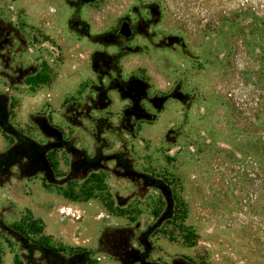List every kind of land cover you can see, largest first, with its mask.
Returning a JSON list of instances; mask_svg holds the SVG:
<instances>
[{
	"label": "rangeland",
	"instance_id": "rangeland-1",
	"mask_svg": "<svg viewBox=\"0 0 264 264\" xmlns=\"http://www.w3.org/2000/svg\"><path fill=\"white\" fill-rule=\"evenodd\" d=\"M262 3L0 0V119L54 162L0 127V225L39 219L94 264H264ZM128 77L149 120L97 96ZM14 252L0 229V264Z\"/></svg>",
	"mask_w": 264,
	"mask_h": 264
},
{
	"label": "trees",
	"instance_id": "trees-1",
	"mask_svg": "<svg viewBox=\"0 0 264 264\" xmlns=\"http://www.w3.org/2000/svg\"><path fill=\"white\" fill-rule=\"evenodd\" d=\"M260 7L264 14V3ZM254 9L255 7H252L250 11ZM96 57L97 54L93 55L91 66L94 72H99V64ZM107 58L114 61L111 65H113L114 71L119 73L117 59L113 56H107ZM111 90H115L121 98L130 100V105L124 109L125 115L135 117L138 120L150 119L143 112L141 105H139L140 101L148 95V85L146 82L133 77L126 79L113 78L109 81L107 87H104L101 83L99 84L97 96L102 95L109 103L107 93ZM1 112L7 115L5 109ZM48 126L52 130L50 136H54L55 138L54 133L58 130L49 124ZM0 127L3 129L2 132L9 137L11 143L17 142L22 146L20 153L24 158H27V154H33L30 163L42 157L48 161L51 168H54V162L50 156L52 145L40 146L34 140L24 135V133L12 127L8 120L0 119ZM61 194L65 198L72 199L65 191L61 192ZM0 229L6 241L11 246H17L20 251L14 252L13 264H94L96 262V260L89 258L87 255L88 251L85 248H72L51 244L50 237L42 234V222L39 219L21 217L18 222L11 225H0Z\"/></svg>",
	"mask_w": 264,
	"mask_h": 264
},
{
	"label": "water",
	"instance_id": "water-1",
	"mask_svg": "<svg viewBox=\"0 0 264 264\" xmlns=\"http://www.w3.org/2000/svg\"><path fill=\"white\" fill-rule=\"evenodd\" d=\"M134 30L129 27V23L127 19H122L120 21V25L116 30V34L122 36L125 39H128L133 34Z\"/></svg>",
	"mask_w": 264,
	"mask_h": 264
},
{
	"label": "flooded vegetation",
	"instance_id": "flooded-vegetation-1",
	"mask_svg": "<svg viewBox=\"0 0 264 264\" xmlns=\"http://www.w3.org/2000/svg\"><path fill=\"white\" fill-rule=\"evenodd\" d=\"M133 28V27H132Z\"/></svg>",
	"mask_w": 264,
	"mask_h": 264
}]
</instances>
